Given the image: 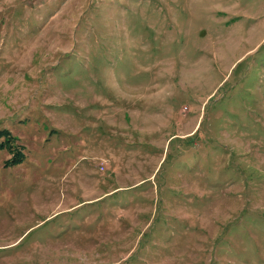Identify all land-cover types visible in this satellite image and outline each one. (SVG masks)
Returning <instances> with one entry per match:
<instances>
[{
    "label": "rangeland",
    "instance_id": "rangeland-1",
    "mask_svg": "<svg viewBox=\"0 0 264 264\" xmlns=\"http://www.w3.org/2000/svg\"><path fill=\"white\" fill-rule=\"evenodd\" d=\"M0 264H264V0H0Z\"/></svg>",
    "mask_w": 264,
    "mask_h": 264
}]
</instances>
